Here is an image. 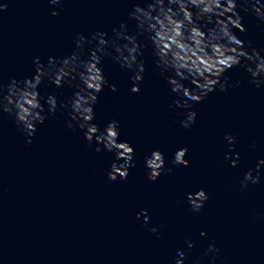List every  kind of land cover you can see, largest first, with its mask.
Instances as JSON below:
<instances>
[{
  "label": "water",
  "instance_id": "obj_1",
  "mask_svg": "<svg viewBox=\"0 0 264 264\" xmlns=\"http://www.w3.org/2000/svg\"><path fill=\"white\" fill-rule=\"evenodd\" d=\"M0 2L8 4L0 12V82L5 84L13 77H31L36 56L46 64L49 56L70 54L78 32L110 35L121 21L134 32L128 12L133 3L143 6V0H65L64 10L53 17L47 0ZM236 11L245 28L233 29L237 37L251 41L250 48H264V21L251 10ZM138 40L145 45L140 92L129 95V73L106 57L103 74L116 90L105 86L94 106L93 123L103 128L117 119L119 139L135 149V167L126 180L107 177L112 153H96L95 144L85 147L82 132L67 128L59 101L76 91L68 84L38 87L42 95L55 94L58 107L37 126L30 143L11 117L0 113V264H174L177 249L187 252L185 264L198 257L210 264L204 256L209 242L219 248L216 264H264V218H257L264 214V166L259 183L249 182L243 190L239 183L264 158V86L249 84L240 65L228 69L223 76L241 85L209 94L195 106L196 122L181 129L175 111L183 109L169 108L174 94L155 70L151 42ZM225 132L237 137L232 147L239 153L236 167L224 160L229 150ZM180 147L188 148V167L171 165ZM156 148L173 170L153 182L143 158ZM200 188L209 198L196 213L186 193ZM141 209L157 233L144 226L143 214L136 218ZM186 239L194 242L191 249Z\"/></svg>",
  "mask_w": 264,
  "mask_h": 264
},
{
  "label": "clouds",
  "instance_id": "obj_2",
  "mask_svg": "<svg viewBox=\"0 0 264 264\" xmlns=\"http://www.w3.org/2000/svg\"><path fill=\"white\" fill-rule=\"evenodd\" d=\"M47 3L51 6L49 14L53 17L64 10L65 0H47ZM237 7L251 10L259 20L264 21V0H240L239 4L238 0H143V6L133 3L128 18L135 21L134 32H128L124 21L120 22L119 27H113L110 35L103 31L88 36L78 32L73 38L75 47L70 54L64 57L49 56L46 64L36 56L33 58L35 67L31 77L21 80L13 77L7 84L0 82V113H7L17 132L30 143L37 126L43 124L48 116L55 115L58 107L57 96L42 95L38 87L45 82H50L56 88L68 84L76 91L71 97L59 101L61 111L67 113L68 118L64 121L67 128L73 131L78 128L82 132L87 141L85 147L93 148L95 144L96 153H112L107 177L112 181L126 180L129 169L135 167V149L131 142L119 139V121L113 118L103 128L93 123L99 93L105 86L116 90L103 74L104 59L109 58L129 73L132 81L129 95L139 93L145 71L144 61L140 57L145 45L138 37H146L151 42L155 70L166 80L170 94H174L169 108L183 109L175 111V115L181 117L179 127L189 129L196 122L197 103L214 91L226 92L229 87L241 85L240 80L229 83V78L223 76L228 69L240 65L249 74V84L257 89L264 86V48H250L251 41L246 43L234 33L233 29L245 31ZM7 8L6 2H0V12ZM223 139L229 149L224 160L236 167L239 153H234L232 147L237 137L225 132ZM252 147L255 148L256 144ZM187 152V147L177 148L172 154L171 165L188 167L189 160L185 159ZM143 164L147 179L153 182L162 173L173 170L165 166V155L159 148L145 155ZM262 166L264 158H258L254 167L244 172L239 181L240 190L246 188L249 182H260ZM208 198L204 188L186 193V202L190 210L196 213L202 210ZM142 214L147 230L157 233V227H148L150 217L146 209L136 212V218L139 219ZM257 218H264V214L258 213ZM200 235L204 236L205 233L201 232ZM184 243L188 249L194 246L190 239ZM218 254L219 248L214 242H209L204 256L208 257L210 264H216ZM186 258L187 252L177 249L173 262L185 264ZM193 264H202L201 259L198 257Z\"/></svg>",
  "mask_w": 264,
  "mask_h": 264
}]
</instances>
